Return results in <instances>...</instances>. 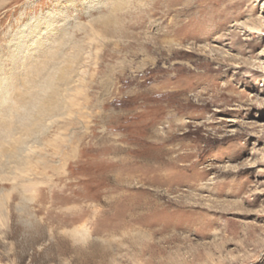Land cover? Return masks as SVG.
<instances>
[{
	"label": "rangeland",
	"instance_id": "rangeland-1",
	"mask_svg": "<svg viewBox=\"0 0 264 264\" xmlns=\"http://www.w3.org/2000/svg\"><path fill=\"white\" fill-rule=\"evenodd\" d=\"M0 264H264V0H0Z\"/></svg>",
	"mask_w": 264,
	"mask_h": 264
},
{
	"label": "bare ground",
	"instance_id": "bare-ground-1",
	"mask_svg": "<svg viewBox=\"0 0 264 264\" xmlns=\"http://www.w3.org/2000/svg\"><path fill=\"white\" fill-rule=\"evenodd\" d=\"M98 252H101V251L96 250V251L90 253V255H89V259H91V258H93V257H95V256H99V255H98ZM102 256H103V254H102ZM91 260H92V259H91ZM89 261H90V260H89ZM90 262H91V261H90ZM92 263H93V260H92Z\"/></svg>",
	"mask_w": 264,
	"mask_h": 264
}]
</instances>
